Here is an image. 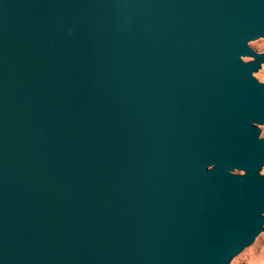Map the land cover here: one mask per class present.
Here are the masks:
<instances>
[{
  "label": "water",
  "instance_id": "obj_1",
  "mask_svg": "<svg viewBox=\"0 0 264 264\" xmlns=\"http://www.w3.org/2000/svg\"><path fill=\"white\" fill-rule=\"evenodd\" d=\"M260 38L264 0H0V264H231L253 245Z\"/></svg>",
  "mask_w": 264,
  "mask_h": 264
},
{
  "label": "rangeland",
  "instance_id": "obj_2",
  "mask_svg": "<svg viewBox=\"0 0 264 264\" xmlns=\"http://www.w3.org/2000/svg\"><path fill=\"white\" fill-rule=\"evenodd\" d=\"M255 51L259 53H264V38H260L251 41L249 44ZM244 60H250V58H244ZM262 68L254 74V76L262 83H264V78H260V73ZM261 136L264 137L263 128ZM263 172V173H262ZM261 174L264 176V169ZM262 233L256 238L253 245L246 248L241 254L233 259L231 264H264V237H261ZM248 259H247V258Z\"/></svg>",
  "mask_w": 264,
  "mask_h": 264
},
{
  "label": "bare ground",
  "instance_id": "obj_3",
  "mask_svg": "<svg viewBox=\"0 0 264 264\" xmlns=\"http://www.w3.org/2000/svg\"><path fill=\"white\" fill-rule=\"evenodd\" d=\"M248 58V57H247ZM260 78H264V64L262 65V72L260 73ZM261 129L263 128V131H264V124L260 126ZM264 169V168H263ZM263 173V172H262ZM261 237L263 238L264 237V231L262 232V235ZM247 258V257H246ZM248 259V258H247Z\"/></svg>",
  "mask_w": 264,
  "mask_h": 264
}]
</instances>
